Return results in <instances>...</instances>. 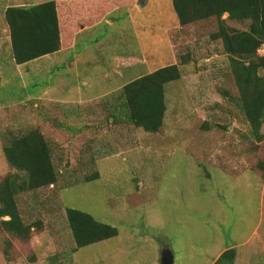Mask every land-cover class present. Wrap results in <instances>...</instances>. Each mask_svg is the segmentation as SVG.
<instances>
[{"label": "rangeland", "instance_id": "rangeland-1", "mask_svg": "<svg viewBox=\"0 0 264 264\" xmlns=\"http://www.w3.org/2000/svg\"><path fill=\"white\" fill-rule=\"evenodd\" d=\"M42 1L0 0V179L10 170L5 134L33 128L50 143L58 177L17 196L24 222L40 228L25 242L0 231V264H160L164 248L173 264H213L231 247L233 264H264V123L258 141L235 100L222 43L210 37L216 18L181 26L171 0H127L100 23L77 20L59 53L16 65L3 11ZM169 64L181 77L165 86L161 128L115 120L112 95ZM66 207L118 234L72 253Z\"/></svg>", "mask_w": 264, "mask_h": 264}, {"label": "trees", "instance_id": "trees-1", "mask_svg": "<svg viewBox=\"0 0 264 264\" xmlns=\"http://www.w3.org/2000/svg\"><path fill=\"white\" fill-rule=\"evenodd\" d=\"M127 0H81L77 6L67 1L45 0L29 5H8L3 11L9 51L14 64L22 65L59 53L70 46L75 35L76 21L85 25L101 22L103 11ZM82 2V3H81ZM178 23L190 24L215 17L217 30L210 34L220 40L227 55L238 96L235 100L249 124L256 140L263 138L264 123V55L258 50L264 42V0H171ZM83 4L81 7L80 4ZM70 5V10H69ZM73 11V12H72ZM79 12L83 14L79 15ZM229 19L249 20L247 29L229 27L222 15ZM82 26V24L80 25ZM79 26V27H80ZM181 77L178 64L162 66L122 85L114 93L111 115L123 119L146 132H157L163 125L167 104L165 86ZM114 111V112H113ZM2 153L9 171L0 179V231L14 239L27 241L39 222L28 224L22 219L16 198L24 192L54 184L58 173L52 162V148L36 128L23 134L8 132ZM264 169V164H260ZM94 172L85 177L95 179ZM68 227L78 248L118 234L117 228L96 220L91 214L66 207ZM10 242H6L9 248ZM236 251L227 248L213 264H233Z\"/></svg>", "mask_w": 264, "mask_h": 264}, {"label": "water", "instance_id": "water-1", "mask_svg": "<svg viewBox=\"0 0 264 264\" xmlns=\"http://www.w3.org/2000/svg\"><path fill=\"white\" fill-rule=\"evenodd\" d=\"M174 256L170 249L164 248L160 254V264H173Z\"/></svg>", "mask_w": 264, "mask_h": 264}, {"label": "built area", "instance_id": "built-area-1", "mask_svg": "<svg viewBox=\"0 0 264 264\" xmlns=\"http://www.w3.org/2000/svg\"><path fill=\"white\" fill-rule=\"evenodd\" d=\"M262 48V46L260 47V49ZM260 49L258 51H260Z\"/></svg>", "mask_w": 264, "mask_h": 264}, {"label": "crops", "instance_id": "crops-1", "mask_svg": "<svg viewBox=\"0 0 264 264\" xmlns=\"http://www.w3.org/2000/svg\"><path fill=\"white\" fill-rule=\"evenodd\" d=\"M174 259V258H173ZM173 263H174V260H173Z\"/></svg>", "mask_w": 264, "mask_h": 264}]
</instances>
